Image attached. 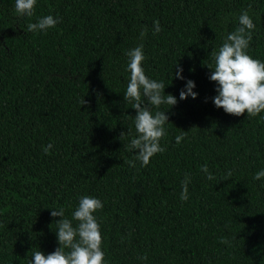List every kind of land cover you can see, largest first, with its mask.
<instances>
[{
    "label": "trees",
    "instance_id": "obj_1",
    "mask_svg": "<svg viewBox=\"0 0 264 264\" xmlns=\"http://www.w3.org/2000/svg\"><path fill=\"white\" fill-rule=\"evenodd\" d=\"M243 10L255 25L247 52L264 60V0H37L31 17L0 0V264L54 251L50 208L71 219L83 195L103 201L95 215L108 264H264V177L255 179L264 120L214 107L208 80L210 53ZM47 14L60 22L27 29ZM141 42L145 74L177 97L160 106L165 151L143 167L128 147L135 110L123 98L125 53ZM177 65L195 99H179Z\"/></svg>",
    "mask_w": 264,
    "mask_h": 264
},
{
    "label": "clouds",
    "instance_id": "obj_2",
    "mask_svg": "<svg viewBox=\"0 0 264 264\" xmlns=\"http://www.w3.org/2000/svg\"><path fill=\"white\" fill-rule=\"evenodd\" d=\"M36 4L37 0H14L15 11L21 16H33ZM236 21V29L227 33L218 48L210 53L213 63L211 66L207 65L212 70L208 80L215 82L212 104L227 114H260V119L264 120V60L253 58L247 52L255 25L247 10L241 11ZM59 22L58 16L42 15L34 23L27 24V29L31 32H44ZM147 31L148 29L142 26L138 39L142 41ZM152 31H160L158 21L152 22ZM143 47L141 42L125 53V71L129 73V77L123 94V98L129 101L131 108L135 110L133 126L136 135L130 137L128 147L134 150L135 159L140 162L141 167L147 165L155 154L165 151L161 138L167 135L165 125L168 116L165 114L166 110H160V106L166 104L169 109L177 103L176 96L164 93V81L145 74L142 66L146 59ZM182 71L177 65L175 78L184 81L178 93L179 99H195L198 95L193 91L195 82L185 79L181 75ZM153 107L157 109L154 113ZM184 133L185 131H181L175 140L180 142ZM52 148L53 142L50 141L43 146V151L48 153ZM127 162L134 166L133 160ZM201 171L207 179H213L206 164L201 165ZM261 177H264V168L255 173V179ZM190 183L191 178L186 174L181 180V201L188 198ZM102 207L103 201L99 198L83 195L78 198V203L71 212V219L65 217L63 207L50 208V216L59 218L55 221L58 247L48 254L40 250L33 251L28 264H108L102 249L100 225L95 215ZM73 221H76L75 225Z\"/></svg>",
    "mask_w": 264,
    "mask_h": 264
}]
</instances>
